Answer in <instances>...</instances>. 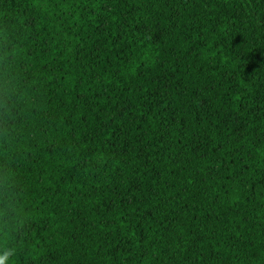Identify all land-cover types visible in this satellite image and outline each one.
<instances>
[{
  "label": "trees",
  "instance_id": "16d2710c",
  "mask_svg": "<svg viewBox=\"0 0 264 264\" xmlns=\"http://www.w3.org/2000/svg\"><path fill=\"white\" fill-rule=\"evenodd\" d=\"M4 264H264V0H0Z\"/></svg>",
  "mask_w": 264,
  "mask_h": 264
},
{
  "label": "clouds",
  "instance_id": "9594fccd",
  "mask_svg": "<svg viewBox=\"0 0 264 264\" xmlns=\"http://www.w3.org/2000/svg\"><path fill=\"white\" fill-rule=\"evenodd\" d=\"M0 264H4V261L3 260H0Z\"/></svg>",
  "mask_w": 264,
  "mask_h": 264
}]
</instances>
